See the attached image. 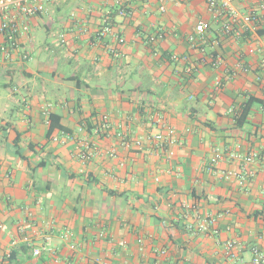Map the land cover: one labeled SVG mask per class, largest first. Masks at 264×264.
<instances>
[{
    "label": "crops",
    "instance_id": "1",
    "mask_svg": "<svg viewBox=\"0 0 264 264\" xmlns=\"http://www.w3.org/2000/svg\"><path fill=\"white\" fill-rule=\"evenodd\" d=\"M233 6L237 18L207 0H53L32 20V59L0 68V264H252L264 252V14L259 0ZM52 115L66 131L49 137ZM164 126L172 158L152 139ZM207 218L210 232L191 231Z\"/></svg>",
    "mask_w": 264,
    "mask_h": 264
},
{
    "label": "built area",
    "instance_id": "2",
    "mask_svg": "<svg viewBox=\"0 0 264 264\" xmlns=\"http://www.w3.org/2000/svg\"><path fill=\"white\" fill-rule=\"evenodd\" d=\"M53 0H0V68H10L16 63L25 64L29 62L32 57L28 49H26V40L29 38L32 31V20L40 15L47 13V5ZM260 1V11L264 14V0ZM210 10L212 11H224L233 18L239 17V13L233 6V0H207ZM122 15L126 14V10L120 11ZM243 22L248 25H254L260 20V14L251 13L249 15L241 17ZM210 28L209 23L201 22L196 30L199 34L205 33ZM230 25L227 26L229 30ZM106 32H110L108 27ZM62 43L66 42L65 37H62ZM121 43L124 39H119ZM103 122L109 124L110 119L108 116H103ZM167 133H159L152 139L160 147H167L168 156L174 157V151L171 149L174 145L178 144L175 138V131L169 126H164ZM125 144V143H124ZM79 157L84 160H90L93 156V150L91 145L87 142H83L80 147ZM224 152L216 150L210 159L211 165H217L220 161L224 160ZM256 159L255 155H251L245 159L246 163H252ZM233 174H228V177ZM234 176V175H233ZM241 184H245L247 178L245 176L240 177ZM214 220L212 218L204 219L195 228L191 227V231L196 233H208L213 226ZM74 234L67 230L63 232L61 238L63 241L70 244L71 250H77V244L73 241ZM101 238L105 237V233L100 235ZM141 242V241H140ZM227 253L230 259H239L236 254V243L228 242L226 245ZM42 251H52L50 244L41 248L33 250L34 256L41 255ZM243 263V261L241 260ZM252 264H264V252L258 248L254 249Z\"/></svg>",
    "mask_w": 264,
    "mask_h": 264
},
{
    "label": "trees",
    "instance_id": "3",
    "mask_svg": "<svg viewBox=\"0 0 264 264\" xmlns=\"http://www.w3.org/2000/svg\"><path fill=\"white\" fill-rule=\"evenodd\" d=\"M255 103L257 102L251 98L236 111L235 120L239 127H242L247 123L248 117L250 116ZM55 131H66V129L60 124V118L52 115L50 117L49 137H51Z\"/></svg>",
    "mask_w": 264,
    "mask_h": 264
},
{
    "label": "rangeland",
    "instance_id": "4",
    "mask_svg": "<svg viewBox=\"0 0 264 264\" xmlns=\"http://www.w3.org/2000/svg\"><path fill=\"white\" fill-rule=\"evenodd\" d=\"M39 33H40L41 37H43V39H46L47 38L48 42H51L52 44L54 42V39H56V37H53V36L50 37V38L46 37V33L43 30H41Z\"/></svg>",
    "mask_w": 264,
    "mask_h": 264
}]
</instances>
